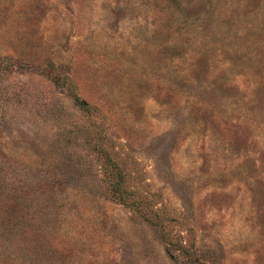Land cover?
<instances>
[{
	"label": "rangeland",
	"instance_id": "1",
	"mask_svg": "<svg viewBox=\"0 0 264 264\" xmlns=\"http://www.w3.org/2000/svg\"><path fill=\"white\" fill-rule=\"evenodd\" d=\"M0 264H264V0H0Z\"/></svg>",
	"mask_w": 264,
	"mask_h": 264
},
{
	"label": "trees",
	"instance_id": "2",
	"mask_svg": "<svg viewBox=\"0 0 264 264\" xmlns=\"http://www.w3.org/2000/svg\"><path fill=\"white\" fill-rule=\"evenodd\" d=\"M74 99L76 100L77 104L81 107H88L87 103L85 100H83L81 97H79L78 95H73Z\"/></svg>",
	"mask_w": 264,
	"mask_h": 264
}]
</instances>
